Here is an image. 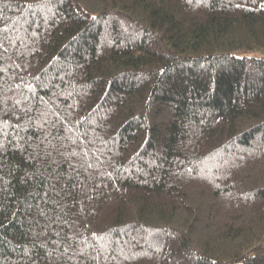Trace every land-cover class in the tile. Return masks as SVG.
<instances>
[{
    "label": "trees",
    "instance_id": "1",
    "mask_svg": "<svg viewBox=\"0 0 264 264\" xmlns=\"http://www.w3.org/2000/svg\"><path fill=\"white\" fill-rule=\"evenodd\" d=\"M0 29V264H264V0H0Z\"/></svg>",
    "mask_w": 264,
    "mask_h": 264
},
{
    "label": "snow or ice",
    "instance_id": "2",
    "mask_svg": "<svg viewBox=\"0 0 264 264\" xmlns=\"http://www.w3.org/2000/svg\"><path fill=\"white\" fill-rule=\"evenodd\" d=\"M0 31H3V29H0ZM3 48V41H0V49ZM6 51V49H4ZM3 69H0V71H2ZM0 123H2V121H0ZM19 146V145H18ZM0 147H2V144H0Z\"/></svg>",
    "mask_w": 264,
    "mask_h": 264
}]
</instances>
